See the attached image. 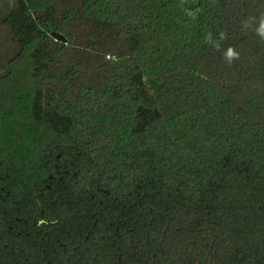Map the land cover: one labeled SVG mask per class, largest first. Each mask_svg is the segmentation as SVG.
<instances>
[{
  "label": "trees",
  "instance_id": "trees-1",
  "mask_svg": "<svg viewBox=\"0 0 264 264\" xmlns=\"http://www.w3.org/2000/svg\"><path fill=\"white\" fill-rule=\"evenodd\" d=\"M1 24L2 204L89 232L87 264H264V0H12Z\"/></svg>",
  "mask_w": 264,
  "mask_h": 264
},
{
  "label": "flooded vegetation",
  "instance_id": "flooded-vegetation-1",
  "mask_svg": "<svg viewBox=\"0 0 264 264\" xmlns=\"http://www.w3.org/2000/svg\"><path fill=\"white\" fill-rule=\"evenodd\" d=\"M47 179H52V176L47 175ZM3 196L4 188L0 186V264H87L94 260H89L87 256L83 258V255L89 254L87 248H84L85 251L79 249L89 243V232L83 240L67 246L55 235L47 234L48 228L55 222L44 217L38 200V212L13 202L10 209H3L11 205L2 204ZM117 264H121L119 258Z\"/></svg>",
  "mask_w": 264,
  "mask_h": 264
},
{
  "label": "rangeland",
  "instance_id": "rangeland-1",
  "mask_svg": "<svg viewBox=\"0 0 264 264\" xmlns=\"http://www.w3.org/2000/svg\"><path fill=\"white\" fill-rule=\"evenodd\" d=\"M11 6L12 0H0V65H5L18 51L17 40L11 38L7 28L1 24L2 16Z\"/></svg>",
  "mask_w": 264,
  "mask_h": 264
},
{
  "label": "water",
  "instance_id": "water-1",
  "mask_svg": "<svg viewBox=\"0 0 264 264\" xmlns=\"http://www.w3.org/2000/svg\"><path fill=\"white\" fill-rule=\"evenodd\" d=\"M51 38H52L55 42H59V43H62V44H65V43H66V39H65L61 34H58V33H51Z\"/></svg>",
  "mask_w": 264,
  "mask_h": 264
},
{
  "label": "clouds",
  "instance_id": "clouds-1",
  "mask_svg": "<svg viewBox=\"0 0 264 264\" xmlns=\"http://www.w3.org/2000/svg\"><path fill=\"white\" fill-rule=\"evenodd\" d=\"M261 35L264 36V26H262ZM228 55L229 56H232L233 55V53L231 52V50H229Z\"/></svg>",
  "mask_w": 264,
  "mask_h": 264
}]
</instances>
